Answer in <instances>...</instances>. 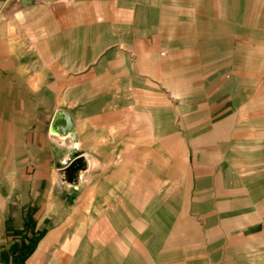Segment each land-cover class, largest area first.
<instances>
[{
	"label": "rangeland",
	"instance_id": "374dc122",
	"mask_svg": "<svg viewBox=\"0 0 264 264\" xmlns=\"http://www.w3.org/2000/svg\"><path fill=\"white\" fill-rule=\"evenodd\" d=\"M63 1L50 0L47 3L44 0L42 3V0H33L26 6L19 0H0V41L6 47L0 50V241L6 223L12 222L9 212L21 204L20 207L33 211L36 216L42 209L66 211V217L52 219L53 225L45 218L49 226L39 224L37 218L32 223L27 217V225L37 233L30 243L41 237L46 228L64 224L66 236L78 232L81 240L78 257L82 264L94 261L91 254L97 243L92 245L85 241L88 240L90 227L106 232L102 234L103 237L115 236L125 243L130 264H137L139 257L144 264H264V174H260L261 184L258 178H252L253 209L242 211L244 203L240 206L238 196V206L226 212L222 190L227 170L224 169L225 164L222 165L223 169L219 168L223 155H216V170L207 169L211 164H208V155L206 163L202 159L204 144L208 142V138L206 140L202 136V125L205 127L209 124L202 121L206 117L207 107L213 112L212 126L207 129L209 132L219 131L225 123H228L227 127L222 129L233 132L236 129L234 122L246 112L256 116L255 131L260 138L262 136L261 145H264V0H173L182 8L208 3L211 23L209 30L203 27V33L209 31L210 36L200 33L201 36L199 34L194 41L191 37L179 38L180 49L175 58H169L168 48L159 51L162 55L163 81L166 82L157 84L156 90L133 79L131 75L130 85L135 90L130 91L123 113L115 115L112 131L101 132L103 142L108 140L114 143V159L107 170L97 168V163L92 166L89 153L82 154L74 146L73 124L69 119L66 126L59 129V133L65 135V140L57 137L49 140L48 155L39 152L38 148L30 150L27 142L31 125L26 121V115L30 112L32 98L47 97L56 88L49 84L53 85L52 88L34 91L31 87L35 85V76H39L41 86L60 77L62 74L58 73L60 67L57 64L64 53H60L63 45L58 40L60 36L55 35L56 40L49 42L53 46L52 57L37 58L33 68L35 52L41 53L35 50L30 38L35 31L40 32V26L28 24L26 19L41 17V13L48 9L45 17H48L49 27L58 30V22L69 16L78 4L73 3L75 0ZM110 1L80 0L83 23L77 35L80 42L69 41L72 46L69 49L82 53L80 59L83 64L80 73L68 71L64 76L76 77L69 85L74 89L81 87V90L70 89L71 98L77 92L82 99L105 92L95 89V86L104 85L105 81H101L104 76H108V79L116 77L115 82L119 87L126 84V81H117L116 72H110L111 64L102 58L97 64V72L87 75L89 68L94 66L92 63L96 55L110 43L109 49L117 51L121 50V44L128 45L126 37L122 41L123 35L116 34L117 29L120 30L117 25H103L94 30L86 27L90 12L99 21L110 10V18L117 22L129 16L131 0H117L113 9L108 3ZM189 2L191 4L184 5ZM42 8H46V11ZM151 18L154 19L153 12ZM112 29L115 31L113 34ZM77 45L80 46L79 50ZM68 47L66 44L63 51L68 52ZM129 58L130 67L135 69L136 56L130 55ZM113 60L119 61L116 56ZM218 68L227 72L229 77L241 74L245 78L242 85L246 87L229 90L225 85L218 90L200 91V86L204 84L207 87L216 71L214 69ZM255 77L257 79L253 81ZM231 92L235 94L234 97L229 94ZM94 108V105L88 107V111ZM83 114L79 115V119L83 120L80 122L85 133L89 121H84ZM47 123L46 119L41 125ZM188 129L187 139L184 133ZM112 132L113 137L107 139L106 136ZM175 132L183 139L175 138ZM144 133L145 136L141 137ZM152 133L158 136L152 138ZM107 146L102 145L101 163H106ZM184 149L188 160L185 159L186 154L182 153ZM259 154L256 166L263 169L264 159L260 158L264 157V150L263 155ZM46 157L52 159L46 161ZM256 171L259 170L255 168L253 172L258 173ZM239 173V170L233 171L229 177L232 182L236 177L238 185L241 182ZM106 179L110 181L108 185H105ZM96 181L101 193L98 202L90 208V196H87L80 207L77 197L88 191L90 182ZM211 181L213 191L210 194L206 184ZM207 198L212 200L208 201ZM37 226L40 228L37 229ZM240 227L247 234H240ZM101 246L98 242V250ZM119 251L113 250L103 258L102 264H123L126 256Z\"/></svg>",
	"mask_w": 264,
	"mask_h": 264
},
{
	"label": "crops",
	"instance_id": "0c3cea01",
	"mask_svg": "<svg viewBox=\"0 0 264 264\" xmlns=\"http://www.w3.org/2000/svg\"><path fill=\"white\" fill-rule=\"evenodd\" d=\"M32 1L33 0H19L21 4L26 6L31 4ZM45 1L48 3L50 0ZM117 2V0H112L108 3L113 9ZM42 3H44V0H42ZM73 3L78 4L77 6H74L73 12L71 11V14H68L69 16L64 17L63 21L58 22V30H51L49 27L50 23L48 17H45V13L48 11V9L46 11V8H42L43 11L46 12L41 13V17L35 16L31 19H26L28 24L32 23L35 24V26H40V32L35 31L32 35V38H30L35 50L38 51V53L39 51L41 53L37 54V52H35L33 68L37 63V58L44 56L49 59L52 57L51 47L53 46L50 45L49 42L56 40L55 35L60 36L58 40L63 44L61 45L60 53H64L61 58L62 60H60L61 62L59 61L57 64V66L60 67L58 73L62 74L63 76L60 75V77L53 79L54 81L51 83L49 82L46 86H41L39 83V76H35V85L31 87L34 89V91L40 88L43 90L47 87L52 88L54 85V87H56V92L55 90H53V93L49 92L47 97H41L43 100L39 98H32L33 102L31 101L32 103L30 112L26 115V121H28L31 125V129L28 133L29 135L27 136V142L29 143L30 150L38 148L39 152L48 155L49 151L47 149V144L49 143V140L53 139V137H57L59 139L65 138V135H61L59 133V129L66 126V120L69 119L73 124L74 146L80 149L82 154L89 153L92 166L97 163V168H105L107 170L110 168L109 166L112 164L114 159V143L108 140L103 142V135L101 132L103 130L112 131L114 128L112 124L115 115L123 113L122 109L127 104L128 98L130 97V91L134 89L131 88L130 85L131 75H133V79L142 82L144 85L147 84L152 86L154 88L153 90L158 89L157 84L160 83L161 85L162 83H165L166 81H163L164 79L162 76L163 66L161 65L160 61L162 55L159 54V51H162L163 48H168L169 58H175L178 55V50L180 49L179 38L191 37V40L194 41L193 39L197 38L200 33L202 36H210L209 31L207 34L203 33V27L205 26V30H209L208 27L211 23L210 5L208 3L203 6L192 4L193 6L190 5V7L186 6L182 8L178 6V2L173 0H131V13L129 16L126 15L122 17L124 19H122L123 21L120 22L110 18V12L112 10L103 16L101 21H99V18L95 19L96 17H92L94 14L90 12V18L88 17L89 19L86 22V27L90 28V30H94L95 28L100 29L99 27H102L103 25L106 27L117 25L120 27V30L117 29L116 34L118 36L120 34L123 35L122 41H124L126 37L125 42L127 41L128 45L124 46L121 44V47L119 48L121 50L117 51L109 49L111 46L110 43L104 51L96 55L95 62L92 63L94 66L89 68L90 71L87 72V75L97 72V64H99V59L102 58L106 59L105 62L111 64L110 72H113V74L116 72V75H118L117 81H126V84L124 83L121 85V87H119L117 85L118 83L115 82L116 77H110L108 79V76L106 78L104 76L101 79V81H105V83L102 81L104 85H98L95 86L96 88H94L105 90V92L100 93L101 96L99 93L96 94L95 97L91 96L92 99L88 97H86V99H82L79 92L75 93L76 96L73 98L69 96V90L74 89V87L69 85V82L77 78L73 76L67 78V76H64L68 71V73L72 71H79L78 73H80V66L83 64L80 59L82 53L77 52L76 49H69L72 47L69 41H73L75 43L80 42V39L77 38V35L79 34L78 29L83 26L79 10L81 8V2L80 0H75ZM188 4H191V2L184 5ZM151 12L154 14V19L151 18ZM112 14L114 18V12ZM181 22L182 24H185L186 27H184L182 24L179 25ZM55 32L58 34H55ZM113 33H115L114 29L111 30V34ZM201 34L199 36H201ZM72 37L74 38L71 39ZM10 40L13 41L12 39ZM151 41L154 43L150 44ZM0 42V50L5 49L6 47L4 46L3 41ZM157 42L158 45H156ZM142 43L143 45H140ZM66 44L69 46L68 52L63 51V49L65 50ZM79 47L80 46H78V50ZM65 53H68V55L66 56ZM130 55L136 56L137 60L135 62V69L130 67ZM10 56H12V54ZM114 56H116L119 61L113 60ZM214 70L216 71H214V75L210 77L207 87H204V84L203 86L201 85L199 88L200 91L218 90L225 85L226 88H229V90H241L242 87H246L242 85V81H245V78H242L241 74L237 75L238 77H229L227 76V72L224 73V71H220L219 68ZM35 71L36 70L34 69L33 72L35 73ZM113 74H111V76H114ZM82 77L83 76H80L79 78ZM256 79L257 77L253 78L252 80L254 81ZM49 84L53 85L50 86ZM74 90L80 91L81 87ZM229 94H231L232 97L235 95L232 92ZM36 97L38 96L36 95ZM230 99L231 101L234 100L232 98ZM250 103L251 102H249L247 106H249ZM93 105L95 106L94 110L89 112L88 107ZM231 106H233L232 102ZM206 110V117L204 116L202 121L204 120L205 123L207 122V124H209L208 126L205 125V127L202 125V136L206 140L208 138V142L205 143L206 140L203 142V144L205 143V148L202 152V159L204 158L203 162L206 163L208 155V164L210 162L211 164L207 169L216 170V155H219L220 157L223 155L222 159L219 161L221 164V167L219 168L223 169L224 166V169L227 170L223 185L224 189L222 190V201L225 204L224 211H233L235 207L238 206L237 203L239 200L241 202L240 206L242 205V202L244 203L242 211H249L255 206L251 197V193H253L251 190L253 180L252 178H258L260 183V181L262 182V180L259 179L261 177L260 174H264V168L259 169L258 166H256L258 163L256 160L258 159V154L260 152L259 155H263L264 150V145H261L263 142L261 141L262 136L260 138L258 132L255 131L257 118L256 116L254 117L253 115H249L244 112L239 117V119L234 122L236 129L233 132L227 129V131H224V129H222L223 127L226 128L228 123L222 124V128H220L219 131L213 132L214 130H212V132H209L210 130L208 131L207 129L212 126L210 123L212 115L211 113L213 112L209 109V107H207ZM80 114L85 116L84 121H89L88 127H85V133L82 132L81 122L83 120L81 121V119H79ZM46 119L48 120V123L44 126L41 125V123H43ZM221 121L223 122L224 119ZM33 123L35 124L34 128ZM124 129L125 128L123 127L122 130ZM189 130L190 129L186 130L187 132L184 133V137L187 139L189 137ZM126 131L129 132L128 129ZM152 134V138L158 136L155 133ZM173 135L175 138L183 139L177 135L176 132ZM109 136L110 138L113 137V132L112 134L110 133V135L106 136L107 139ZM121 136L124 137L123 134ZM144 136L145 133L141 134V137ZM185 138L183 140L184 142L186 141ZM108 144H110L109 147L107 146ZM180 144L183 145V142L181 141ZM102 145L109 148L105 151L107 154V160L105 161L106 163L99 162V159H101L100 155L102 153ZM182 153L186 154L187 157L185 156V159L188 160L186 149H184ZM91 155H93L95 158H93ZM51 159V157L45 158L46 161ZM260 159H264V157ZM255 168L259 170L256 171L259 174L253 172ZM252 169L254 170L252 171ZM236 170L240 171L238 174L241 180L239 185L236 181V177H234L233 182L231 179H229L231 172L233 173V171ZM255 174L258 175L256 176ZM105 182V185H108L110 181L109 179H106ZM97 184V181L93 183L90 182L88 185L89 187H87L88 191L85 192L86 194L83 192L77 197L76 200L80 203V207L82 206V202H85L87 196H90V208H92V206L98 202L97 199L100 197L101 193L99 192ZM206 188L207 192L211 194L213 191V181L209 183L207 182ZM207 200L209 201L212 199L207 198ZM51 201L53 200L51 199ZM20 205L9 212V218L12 222L6 223L3 233L4 236L0 241V264H82L81 259L78 257L80 254L78 246L81 243L80 237L77 236L78 232L73 233L71 236H66L65 234L67 232L64 224L55 228L53 226L52 228H46L41 237H37L34 243H30L32 242V237L37 236V233H34L33 227L30 228L27 225V217L30 218L32 223L36 222L35 218H37L39 220V224L41 223V225L49 226V223L46 224L45 218H47V221L53 225L54 222L52 219L56 217H66L68 215L66 211H61L59 209H42L41 212L36 216L34 213H32L33 211H28L27 208L20 207ZM72 211L73 209L70 212L72 213ZM27 214H29V216H27ZM24 218L26 220H24ZM39 228L40 226H37V229ZM95 228L96 227H90L88 240L85 241L90 242L92 245L96 243L98 245L99 242L102 245V248L98 250L97 245L92 248L91 256L94 257V261L93 263L91 261V264H102L103 258L110 255L113 250L118 249L123 252V256H126V260L123 261V264H130L129 255L126 251L127 247L124 245L125 243L115 236L107 235L103 237L102 234H105L106 232ZM238 232L240 234H247V231L242 230L241 227ZM111 233L114 235L113 231ZM98 234L101 236H98ZM137 247L139 249V244ZM113 255L117 256L118 254L113 253ZM20 258L22 259L19 260ZM137 264H144L143 259L139 257Z\"/></svg>",
	"mask_w": 264,
	"mask_h": 264
}]
</instances>
